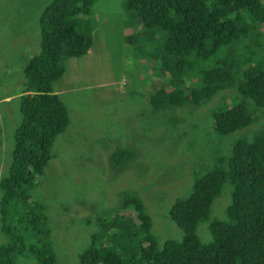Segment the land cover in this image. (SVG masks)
Segmentation results:
<instances>
[{"label": "trees", "instance_id": "1", "mask_svg": "<svg viewBox=\"0 0 264 264\" xmlns=\"http://www.w3.org/2000/svg\"><path fill=\"white\" fill-rule=\"evenodd\" d=\"M98 5L99 0H46L38 9L40 48L24 64L23 87L11 94L21 118L9 125L12 144L0 174V230L7 236L0 243V264H15L21 255L56 264L46 207L30 191L56 135L69 123L54 82L65 72V59L86 54L105 31L97 27V16L105 15ZM119 11L116 19L128 31L114 36V30H106L108 44L134 41L142 61L135 59L127 68L142 72L148 65L146 80L140 76L146 103L141 113L155 112L154 122L173 132L176 158L169 162L176 166L193 152L198 135L213 160L185 163L186 191L167 198L165 214L177 234L153 230L147 204L155 202V191L146 202L140 189H119L118 203L85 215L80 264H264V0H122ZM193 108L209 109L216 135L245 131L228 148L219 144L217 149L190 118ZM257 119L260 127L249 129ZM110 157L116 168L135 165L131 147H117ZM188 165L192 173L187 175ZM173 168L160 176L176 179ZM74 202L75 217L89 211L88 198ZM207 232L209 239L203 237Z\"/></svg>", "mask_w": 264, "mask_h": 264}, {"label": "rangeland", "instance_id": "2", "mask_svg": "<svg viewBox=\"0 0 264 264\" xmlns=\"http://www.w3.org/2000/svg\"><path fill=\"white\" fill-rule=\"evenodd\" d=\"M45 2L0 0V98L15 94L23 87L24 64L40 48L37 17L41 11L38 9ZM99 2L101 5L98 7H104L101 11L105 15L97 16V27H103L105 31L101 33L102 38L95 36L94 45L86 54L66 58L65 72L54 82V88L68 108L69 123L56 135L50 149L51 156L30 191L31 196L46 207L53 233L56 264H80L78 254L85 245L87 232V226L83 224L85 218L90 214H98V210L109 208L114 201L118 203L119 189H140L138 192L146 202L147 196L150 197L151 192L155 191V202L152 200L147 204L151 210L153 230L162 236L167 232L177 234L178 228L165 214L170 203H167V198L183 195L186 191L188 183L184 184L182 180L183 172L187 170L185 163L192 164L199 160L209 165L213 160L209 147L202 143L203 138L198 135L193 152L189 151L185 155L183 151L185 157L176 166L169 162L176 158L171 153V143L175 142L173 132L168 126L156 120L154 122L155 112L147 115L141 113L146 103L142 98L145 86L142 83L145 82L140 76H145L146 80L148 65H142V72L127 68V64H132L135 59L142 61L139 59L142 55L135 54V42L127 45L108 44L110 38L105 34L109 29L114 30V36L122 30L128 31L116 19V15L121 13L122 0ZM145 45L147 50L152 49L148 48L149 43L145 42ZM104 47L107 50L102 52ZM4 100L8 98L0 99V120L5 128L4 138L3 134L0 135V174L6 169L12 144L13 126L9 125L18 117L21 118L18 99L13 97L6 102ZM209 103L206 102L202 109ZM202 109L193 108L189 116L196 119L201 126L199 130L217 149L219 144L221 149L226 145L228 148L245 131L216 135L209 127V109ZM147 123L150 131H147ZM261 124L257 119L249 129H257ZM117 147H131L135 165L127 166L124 163L117 168L111 166L110 155ZM175 147L177 150L176 144ZM188 166L187 175L192 173L191 165ZM168 167H174L171 171L176 172L172 174L176 179L160 176V171ZM161 180L171 183L160 187ZM149 182L151 186L147 187ZM75 198L77 201L85 198L90 201L87 204L89 211L85 208L87 213L78 214L79 218L71 211ZM217 202H214L215 206ZM199 232L203 233V230ZM203 237L209 239L210 235L207 232ZM6 240L7 236L0 230V243ZM15 261V264H39L26 255L18 256Z\"/></svg>", "mask_w": 264, "mask_h": 264}, {"label": "crops", "instance_id": "3", "mask_svg": "<svg viewBox=\"0 0 264 264\" xmlns=\"http://www.w3.org/2000/svg\"><path fill=\"white\" fill-rule=\"evenodd\" d=\"M12 97H13V96H12L11 94H9L8 96H4V95H3L0 99H2V98H3V99L8 98V100H10V99H12ZM8 100H6V101H8ZM4 101H5V100H4ZM6 101H5V102H6Z\"/></svg>", "mask_w": 264, "mask_h": 264}]
</instances>
